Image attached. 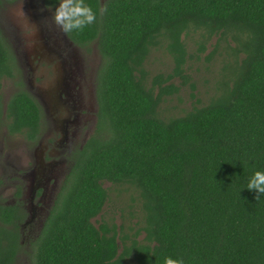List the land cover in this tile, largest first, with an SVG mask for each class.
Returning <instances> with one entry per match:
<instances>
[{
    "label": "trees",
    "instance_id": "obj_1",
    "mask_svg": "<svg viewBox=\"0 0 264 264\" xmlns=\"http://www.w3.org/2000/svg\"><path fill=\"white\" fill-rule=\"evenodd\" d=\"M95 21L68 31L79 45L96 41L102 57L95 134L73 165L30 255L31 264H264V195L247 190L264 171V0H83ZM197 52L214 40L233 61L223 66L215 97L164 120L158 107L189 84L184 39ZM166 43L170 73L148 84L151 48ZM15 63L0 34V80ZM179 79V84L172 82ZM19 88L1 111L11 134L32 139L42 116ZM195 98V86L189 84ZM103 183L136 189L142 224L92 220L108 195ZM0 207V264L20 251L17 212ZM13 231V232H11ZM143 235L139 241L137 237Z\"/></svg>",
    "mask_w": 264,
    "mask_h": 264
},
{
    "label": "flooded vegetation",
    "instance_id": "obj_2",
    "mask_svg": "<svg viewBox=\"0 0 264 264\" xmlns=\"http://www.w3.org/2000/svg\"><path fill=\"white\" fill-rule=\"evenodd\" d=\"M99 1L103 5L106 0ZM60 3L0 0V34L15 63V77L3 80L12 83L10 96L20 83L42 112L32 139L27 138L28 131L11 134L4 112L0 117L7 122L4 135L20 137L22 143V147L9 146L5 151L0 142L2 168L15 176L14 186L0 189V195L10 192L8 201L0 200V207L17 212L18 230L11 232L18 234L20 250L27 242L25 256L19 251L15 259L22 257L24 264H29L35 241L56 206L74 156L95 134L98 121L96 83L102 57L95 40L79 45L55 23ZM29 145L32 148L27 150Z\"/></svg>",
    "mask_w": 264,
    "mask_h": 264
},
{
    "label": "rangeland",
    "instance_id": "obj_3",
    "mask_svg": "<svg viewBox=\"0 0 264 264\" xmlns=\"http://www.w3.org/2000/svg\"><path fill=\"white\" fill-rule=\"evenodd\" d=\"M183 42L187 53L185 73L189 78V84L193 83L195 86V98L191 97L192 92L189 89V84L181 88L177 95L164 97L158 107V115L164 120L182 116L193 107L207 104L212 97L218 94L216 89L222 80L223 66L227 62L233 61V58L227 56V53L222 50L221 46L216 48L211 58H207L214 50V40L206 45L205 52L201 54L197 52L198 46L196 43L198 39L196 35L191 33ZM172 68V57L166 51V43L161 41L157 47L151 48L143 66V69L148 75V84L153 76L170 73ZM172 82L174 85L178 86L179 79H175ZM13 90L11 81L0 80L1 111L4 110L5 104L9 97H11L10 95ZM0 122H2L0 124V142L3 141L4 150L7 151L9 146L22 147L21 140H19L20 137L7 138L4 135V126H6L7 123L6 120H1ZM31 148V145L27 146V150ZM0 157L4 159L3 154H1ZM2 159H0V181L2 182L0 189L4 191L7 186H14L15 176L12 170H3L2 166H4V161ZM18 186L20 185L18 184ZM103 188L107 192L108 199L101 213L96 216L92 222L96 227L100 226L101 223L108 226L111 224H115L116 226L123 225V232L132 237V234H134L142 224L138 192L129 185L103 183ZM9 196L10 192L6 191L0 195V200L2 202H4V200L8 201ZM142 238L143 235H140L137 237V240L140 241ZM26 245L27 242H24V246L21 248L22 250H20L19 254L22 257L25 256ZM30 255L31 254H29V264H31ZM22 257L17 258L15 264H24L23 260H21ZM125 264H133V261L129 259Z\"/></svg>",
    "mask_w": 264,
    "mask_h": 264
},
{
    "label": "clouds",
    "instance_id": "obj_4",
    "mask_svg": "<svg viewBox=\"0 0 264 264\" xmlns=\"http://www.w3.org/2000/svg\"><path fill=\"white\" fill-rule=\"evenodd\" d=\"M92 9L86 6L83 0H61L54 15L55 23L65 31L82 29L95 21ZM247 190L255 192L256 199L264 195V171H255L250 177ZM164 264H184L183 259L166 257Z\"/></svg>",
    "mask_w": 264,
    "mask_h": 264
}]
</instances>
